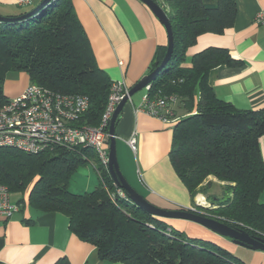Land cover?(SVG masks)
Returning a JSON list of instances; mask_svg holds the SVG:
<instances>
[{
    "label": "trees",
    "instance_id": "16d2710c",
    "mask_svg": "<svg viewBox=\"0 0 264 264\" xmlns=\"http://www.w3.org/2000/svg\"><path fill=\"white\" fill-rule=\"evenodd\" d=\"M153 1L169 21L173 51L166 68L149 85L148 94L177 96L175 116L178 110L184 114L177 115L173 127L169 153L173 170L192 200L210 185L207 178L223 183V195L213 199L214 208L203 209L204 214L264 239V161L258 139L264 135V110H235L209 86L207 77L214 68L241 65L227 50L207 48L193 55L185 67L187 50L199 35H220L232 27L235 2ZM165 52L166 47L157 52L150 72ZM19 73L28 76L29 84L87 97L89 109L82 123L99 125L111 82L95 63L71 0H54L38 15L19 23H0V107L7 102L3 95L7 75ZM94 156L90 150L57 148L27 155L0 149V184L17 195L18 204L26 200L41 212L67 217L70 232L92 245L102 261L243 264L215 243L187 232L186 236L171 220L153 218L121 199L119 188ZM92 158L98 185L90 193H70L69 177Z\"/></svg>",
    "mask_w": 264,
    "mask_h": 264
},
{
    "label": "crops",
    "instance_id": "0c3cea01",
    "mask_svg": "<svg viewBox=\"0 0 264 264\" xmlns=\"http://www.w3.org/2000/svg\"><path fill=\"white\" fill-rule=\"evenodd\" d=\"M19 1L0 0V16L16 17L12 16L13 10L25 9L20 16L42 0H24L27 3L21 5ZM233 1L236 16L232 27L220 35H199L195 45L187 50L185 67H189L193 55L207 48L227 50L241 65L214 68L207 77L209 86L218 99L230 103L235 110H264V24L254 22L256 14L264 11V0ZM71 5L97 67L110 82L123 81L132 88L150 73L157 52L167 46L163 25L139 0H71ZM28 85V76L19 73L5 84L4 96L7 100L15 98ZM144 94L145 89L131 97L115 124L121 173L139 194L159 208L189 209L193 202L203 203L201 197L191 199L173 170L169 153L176 122L166 124L134 112ZM178 113L184 115L179 110ZM131 137L136 141L135 152L127 145ZM258 139L264 161V135ZM95 162V158L89 159L85 166L90 164L96 171ZM212 178L207 181L222 189L224 184ZM19 206V212L10 219L0 217V264H120L100 260L92 245L70 232L69 220L64 215L41 212L26 200ZM169 223L191 237L215 243L246 264L264 263V253L240 248L200 225L182 220Z\"/></svg>",
    "mask_w": 264,
    "mask_h": 264
},
{
    "label": "built area",
    "instance_id": "2783aa9c",
    "mask_svg": "<svg viewBox=\"0 0 264 264\" xmlns=\"http://www.w3.org/2000/svg\"><path fill=\"white\" fill-rule=\"evenodd\" d=\"M27 3L24 0L19 5ZM256 25L264 24V11L256 14ZM121 66L122 62H118ZM129 88L123 81H113L110 85L109 96L105 110L98 126L82 123L83 116L89 109L87 97L77 94H61L44 87L29 84L23 92L0 107V149H10L17 152L36 155L60 148L70 152L90 150L96 156L101 168L108 167V138L109 122L116 107L126 99L131 101ZM140 104L134 109L135 113H144L163 123H175V109L179 98L175 95L151 96L149 86L145 88ZM135 138L131 137L127 145L135 152ZM118 196L127 200L125 193L118 189ZM205 208L204 203L184 209L206 216L197 210ZM20 210L19 204L13 199L8 189L0 184V217L10 219ZM264 264V263H263Z\"/></svg>",
    "mask_w": 264,
    "mask_h": 264
},
{
    "label": "water",
    "instance_id": "95a60500",
    "mask_svg": "<svg viewBox=\"0 0 264 264\" xmlns=\"http://www.w3.org/2000/svg\"><path fill=\"white\" fill-rule=\"evenodd\" d=\"M52 1L54 0H42L31 11L17 17L0 16V23H7V24L19 23L26 19L34 17L38 15L40 11L44 9L47 5H49ZM139 1H141L145 6H147V8L151 11V13L163 25L167 36V46H166L165 55L161 63L152 72L144 76L132 88H130L129 97H132L134 94L145 89L156 79V77L160 74V72L166 68L173 51V34H172L171 26L163 9L153 0H139ZM126 101L127 100L124 99L116 107L109 122L107 172L113 184L125 193L127 200L133 206L139 208L141 211H143L144 213H146L147 215L153 218L182 220V221L192 222L204 227L208 231L220 237L229 239L238 246L253 251V253L254 252L264 253L263 238L251 237L247 232L241 230V228L239 229V228L227 226L226 224L218 220H215L207 216H203L199 213H193L181 208L174 210L159 208L148 202L126 181V179L124 178L123 174L119 169V165L116 157V139H115V124L124 106L126 105Z\"/></svg>",
    "mask_w": 264,
    "mask_h": 264
},
{
    "label": "rangeland",
    "instance_id": "374dc122",
    "mask_svg": "<svg viewBox=\"0 0 264 264\" xmlns=\"http://www.w3.org/2000/svg\"><path fill=\"white\" fill-rule=\"evenodd\" d=\"M25 11V9H15L13 10V14L12 16H18L19 13ZM17 74H9L7 75L4 84H3V95L5 94L4 92V86L5 84L10 81L12 78H14ZM143 92V90L139 91L138 94H141ZM181 113H178L177 115L180 116ZM98 175L96 173V171L93 169L92 165L87 164L86 166H82L80 167L73 175H71L68 179V191L74 195H82L84 193H90L92 192L95 187L98 185ZM217 185H215L214 183L210 182V185H208L207 187H203L201 188V190L199 191V193L196 195V197H201L202 198V202L205 204V208L206 209H211L214 208L212 207V205L210 203L213 202V199H219L222 195H223V191L222 189L216 187ZM140 193H142L143 195L144 192H142V190H138ZM17 195H13V199H17ZM195 207V206H194ZM203 207H198L197 210L200 212H206L205 209ZM184 234L186 236H188V234L186 232H184ZM243 248V247H240ZM246 250V248H244ZM243 249V250H244ZM225 250V249H224ZM227 251V250H226ZM228 252V251H227ZM233 255V254H231ZM236 259H238L239 261H241V263L246 264L242 258L238 257L237 255H233Z\"/></svg>",
    "mask_w": 264,
    "mask_h": 264
}]
</instances>
